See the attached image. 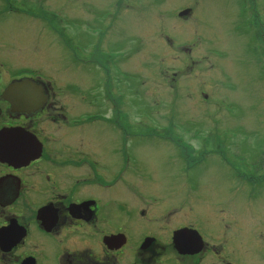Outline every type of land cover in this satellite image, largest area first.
Masks as SVG:
<instances>
[{"label":"flooded vegetation","instance_id":"obj_1","mask_svg":"<svg viewBox=\"0 0 264 264\" xmlns=\"http://www.w3.org/2000/svg\"><path fill=\"white\" fill-rule=\"evenodd\" d=\"M9 1L0 0L1 15L11 10ZM113 6L75 13L85 32L99 28L98 56L89 57L81 45L82 56L69 57L72 76L58 92L52 78L22 68L21 39H4L0 29V264H264V249L249 247L242 217L227 216L225 201L192 176L217 145L197 122L187 134L166 135L173 106L201 108L203 126L220 129L210 119L216 104L205 82L183 64L147 79L138 93L134 85L142 78L103 44L122 2ZM179 50L183 60L191 53L189 45ZM81 64L92 65L91 84ZM21 81L28 88L9 89ZM150 84L165 85L163 103L138 105L140 96L152 98ZM225 143L229 153L234 143ZM263 165L264 157L233 177L254 186Z\"/></svg>","mask_w":264,"mask_h":264},{"label":"rangeland","instance_id":"obj_2","mask_svg":"<svg viewBox=\"0 0 264 264\" xmlns=\"http://www.w3.org/2000/svg\"><path fill=\"white\" fill-rule=\"evenodd\" d=\"M114 1L10 0L11 10L0 14V29L2 26L5 29L4 39L12 41L15 35L21 39L22 68L52 78L54 90L58 92L72 76L69 57L82 56L81 45L86 46L89 57L98 56L93 49L99 28H87L85 32L87 24L82 17H75L78 16L75 13L112 11ZM119 1L122 2L117 11L120 15L111 23L114 28L103 44L111 52L119 51L116 56L124 62V68L142 78L134 85L138 93L146 88L147 79L158 77L166 67L168 71H176L183 64L189 70L190 66L196 68L191 70L196 72L194 80L202 79L204 88L213 96L216 107L207 108L215 107L210 119H215L220 129L212 131L203 126L201 108L191 111V108L173 106L166 135L187 134L194 122L200 123L202 135H209L213 145H217L213 147L217 154L203 160L191 172L192 176L197 183L211 185L212 198L227 204V216H233L234 221L238 218L241 221L242 217L251 236L249 247L264 249V175L261 183L244 187L233 177L235 171L248 172L264 157V0ZM20 7L24 12H19ZM189 10L186 19L178 18V12ZM49 11L56 15L43 20L41 15ZM80 27L84 30L80 31ZM186 45L191 47V53L185 54L183 60L178 52ZM9 57L11 62L12 56ZM128 57L132 58L131 62ZM192 61L198 62L194 66ZM83 69L84 79L91 84L92 65ZM76 76L82 80L81 73ZM143 79L145 87L140 85ZM148 89L152 98L140 96L136 103L162 104L160 96L165 85L150 84ZM162 113L155 115L158 120ZM190 115L196 121L190 120ZM227 139L234 143L229 153L225 150L226 143L224 147L221 145V140ZM253 236L260 238L254 240Z\"/></svg>","mask_w":264,"mask_h":264},{"label":"water","instance_id":"obj_3","mask_svg":"<svg viewBox=\"0 0 264 264\" xmlns=\"http://www.w3.org/2000/svg\"><path fill=\"white\" fill-rule=\"evenodd\" d=\"M186 14V11H183L181 13H179V16H182ZM20 88H28V83L26 81H21V82H15L14 84H12L9 89H20ZM28 94V93H27Z\"/></svg>","mask_w":264,"mask_h":264},{"label":"trees","instance_id":"obj_4","mask_svg":"<svg viewBox=\"0 0 264 264\" xmlns=\"http://www.w3.org/2000/svg\"><path fill=\"white\" fill-rule=\"evenodd\" d=\"M177 16H178V14H177ZM178 18H179V16H178ZM182 18V17H181Z\"/></svg>","mask_w":264,"mask_h":264}]
</instances>
